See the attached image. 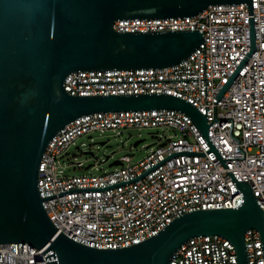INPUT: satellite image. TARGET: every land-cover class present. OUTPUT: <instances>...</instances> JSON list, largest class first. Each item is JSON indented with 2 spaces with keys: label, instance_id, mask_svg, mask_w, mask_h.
Here are the masks:
<instances>
[{
  "label": "built area",
  "instance_id": "1",
  "mask_svg": "<svg viewBox=\"0 0 264 264\" xmlns=\"http://www.w3.org/2000/svg\"><path fill=\"white\" fill-rule=\"evenodd\" d=\"M252 10L255 50L217 103L218 92L250 49L246 4L211 6L193 17L117 21L116 32L198 30L204 45L164 69L77 72V92L76 72H72L64 79V89L71 96L167 94L191 104L207 114L208 137L218 154L223 159L243 158L224 163L238 182L248 183L264 213V0H252ZM227 119L232 127L230 121H223ZM161 127L172 128L178 135L158 143L139 161L121 157L116 170L99 176L69 177L58 171L61 156L80 136L97 130ZM208 150L194 123L177 111L86 115L64 126L48 143L38 168L39 197L109 187L141 176L174 153ZM241 200L227 171L210 152L203 157L175 156L135 182L66 194L45 200L42 206L65 236L104 250L139 244L183 214L236 208ZM244 244L247 264H264L256 230L245 232ZM0 264H45V258L27 243L0 244ZM169 264H237V260L227 239L200 236L182 244Z\"/></svg>",
  "mask_w": 264,
  "mask_h": 264
},
{
  "label": "water",
  "instance_id": "2",
  "mask_svg": "<svg viewBox=\"0 0 264 264\" xmlns=\"http://www.w3.org/2000/svg\"><path fill=\"white\" fill-rule=\"evenodd\" d=\"M231 4L247 5L250 49L215 103L255 50L252 0H0V244L27 243L44 256L45 264H169L172 254L189 239L221 236L232 244L237 264H247L244 234L252 229L260 235L264 259V213L248 183L238 182L224 163L243 158L223 159L218 154L208 137L207 114L172 95L71 96L63 85L72 72H76L77 92V72L168 68L204 45L198 30L116 32L113 24L117 21L193 17L208 7ZM143 110L184 114L209 150L174 153L141 176L109 187L39 197L41 157L64 126L95 113ZM223 121H230L232 127L231 120ZM210 152L239 190L240 205L183 214L130 247L100 250L79 244L56 228L42 206L43 201L66 194L99 192L135 182L175 156L203 157ZM119 165L114 161L109 166Z\"/></svg>",
  "mask_w": 264,
  "mask_h": 264
},
{
  "label": "rangeland",
  "instance_id": "3",
  "mask_svg": "<svg viewBox=\"0 0 264 264\" xmlns=\"http://www.w3.org/2000/svg\"><path fill=\"white\" fill-rule=\"evenodd\" d=\"M175 135H178L177 131L167 127L97 130L78 137L67 148L60 158L58 171L62 176L69 177L109 173L118 168L109 166L114 161L124 156H129L132 161H139L158 143L163 144ZM138 141L141 142L134 147V143ZM100 143L105 145L101 146ZM106 156H110L108 161H105ZM88 165L91 167L86 169Z\"/></svg>",
  "mask_w": 264,
  "mask_h": 264
}]
</instances>
